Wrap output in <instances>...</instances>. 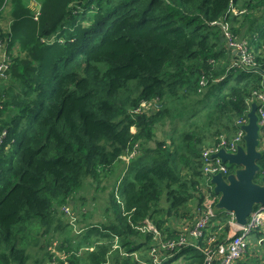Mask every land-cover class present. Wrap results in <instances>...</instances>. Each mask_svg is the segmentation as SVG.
Segmentation results:
<instances>
[{
	"label": "trees",
	"instance_id": "1",
	"mask_svg": "<svg viewBox=\"0 0 264 264\" xmlns=\"http://www.w3.org/2000/svg\"><path fill=\"white\" fill-rule=\"evenodd\" d=\"M30 1L0 0V16L10 15L0 39L11 66L0 78V264H154L150 250L160 244L141 229L144 220L167 241L178 239L181 220L197 219L203 150L237 132L264 88V23L253 14L264 0H35L36 9ZM232 5L250 11L230 15ZM228 19L230 38L217 23ZM134 148L119 180L114 166ZM259 162L261 180L264 156ZM115 173L109 223L66 232L71 223L58 207L87 178ZM216 213L206 236L225 240L231 215ZM53 225L63 233L56 251L47 238ZM204 261L191 244L165 264Z\"/></svg>",
	"mask_w": 264,
	"mask_h": 264
},
{
	"label": "built area",
	"instance_id": "2",
	"mask_svg": "<svg viewBox=\"0 0 264 264\" xmlns=\"http://www.w3.org/2000/svg\"><path fill=\"white\" fill-rule=\"evenodd\" d=\"M231 14H241L242 9H237L234 5L231 7ZM229 15V18H230ZM226 35L231 37L232 26L231 22L219 21ZM1 45L6 47V42L0 39ZM231 45L236 46L237 50H240L243 56V62L248 65L255 64L252 56L248 52L247 48H244L241 43L235 41L230 42ZM10 69V58L7 56L0 60V78H6ZM257 104V115L259 124V150L264 152V88L257 89L254 91L253 98L249 101ZM243 118L238 119V130L234 136L228 134H221L218 141L212 146L206 147L202 152L203 168L202 173L206 177L204 181V207H200L196 210L198 213L197 219L191 224V219H183L179 222L182 227L178 239H170L165 241L162 237V232L157 228L156 224L150 219L144 220V225L141 226L143 231H153L155 236L159 240V246H153L150 250V255L154 258V264H165L173 262L176 256L181 252L184 247L191 244L197 246L203 251L205 261L203 264H234L238 261L244 253L247 251L250 244L256 239V244L262 243L264 245V238L259 240L258 235L254 234L253 231L264 233V204H257L254 207L253 212L247 219L245 224H238L236 222L235 214L232 211H227L230 215V225L232 227L231 232L225 240L218 241V235L212 234L206 236L207 231L211 229L213 225L218 223L215 218L217 217L216 203L219 195L215 191V184L212 181V177L218 173H222L227 176L231 173L228 162H225L222 157L216 154L221 150L225 149L228 153H237L240 146H245V130L243 126L249 121L248 113ZM136 148L132 151L135 153ZM131 153V154H132ZM198 205L195 207L197 208ZM191 241V242H190ZM203 241L206 243L205 246H200L199 243ZM191 243V244H190ZM189 244V245H188ZM164 248L165 251H159ZM144 264H150L145 261Z\"/></svg>",
	"mask_w": 264,
	"mask_h": 264
},
{
	"label": "rangeland",
	"instance_id": "3",
	"mask_svg": "<svg viewBox=\"0 0 264 264\" xmlns=\"http://www.w3.org/2000/svg\"><path fill=\"white\" fill-rule=\"evenodd\" d=\"M29 4L31 7L35 9L39 7L36 5L35 0H31ZM234 6L237 9H242V13L238 14L239 17H242L243 14L248 13L250 11L246 6L242 8H238L236 5ZM8 8H9V4H6L5 10ZM262 10H263V13L262 11L258 13V15L261 14L260 19H257L258 23H260L261 26H263V23H264V5H263ZM2 15H4L3 18H2ZM4 17L5 19L7 18L9 19L10 15H5V11H3V13L0 16V24H3V25L5 24L4 23L5 21L3 22ZM238 20L241 21L242 18H238ZM232 25L233 24H231V26ZM48 42H51V39H49ZM5 55H6V47L1 45L0 43V60H2L5 57ZM10 69H9V72H10ZM9 72H8L7 77L9 76ZM166 127L167 126H164L156 131L158 139H163L162 130L163 129L166 130ZM235 134H233L232 136H234ZM136 154L137 153L134 154V152L130 155L123 154L121 157L125 159L126 162L123 164L119 162L116 166H114L116 167L115 171H119V180L122 179V177L125 175L126 171L128 170V166L131 163V158L135 157ZM229 166L232 169L236 168V166L234 167L231 165ZM116 175L117 173L111 174L107 178H101L102 182H98L95 179L93 180L91 177L87 178L85 180L84 186L82 187L83 189L78 191L73 198H70L69 200L66 201V203H63L62 205L58 207V210H59L58 215L62 217L61 219L65 222L71 223V225L67 227L68 229L66 232H68L69 234H74V236H78L85 229V228L81 229L79 226H82L84 224L99 225V223H109V220L107 219V217H105L106 214L104 211L105 209H109L110 207H112V203H109L111 192L114 189L117 190L119 187V180L116 181V186L115 187L113 186V183L115 182L114 178L116 177ZM255 181L261 182V180L257 177H255ZM111 189L113 190L111 191ZM54 228L55 226L53 225V227H51V232H50L52 234L47 236V238L49 239L48 242H51L52 244L51 245V247L53 248L52 251L57 250V243L59 242V238L63 235V233H61L62 232L61 229L54 230ZM39 239L43 240L41 241V244L45 245L44 237H39ZM119 241L120 239L116 235L114 238L111 251L109 252L110 255L116 249H118L120 245ZM37 249L40 252H43L41 247L40 248L36 247L32 251L35 250L36 253H40ZM123 250L124 249H121V251ZM240 260H243V262H246V263L261 264L264 260V245L263 244L254 245L253 243L250 244L248 247V252L244 254L238 261Z\"/></svg>",
	"mask_w": 264,
	"mask_h": 264
},
{
	"label": "water",
	"instance_id": "4",
	"mask_svg": "<svg viewBox=\"0 0 264 264\" xmlns=\"http://www.w3.org/2000/svg\"><path fill=\"white\" fill-rule=\"evenodd\" d=\"M262 72L264 74V69ZM256 110L257 104L252 103L248 113L249 121L243 126L245 146H240L237 153L221 149L216 154L236 168L227 176L218 173L212 177L215 191L219 195L216 207L234 212L236 222L242 225L247 222L255 205L264 204V176L261 182L255 181L261 172L259 161L264 156V152L258 148L259 124Z\"/></svg>",
	"mask_w": 264,
	"mask_h": 264
},
{
	"label": "crops",
	"instance_id": "5",
	"mask_svg": "<svg viewBox=\"0 0 264 264\" xmlns=\"http://www.w3.org/2000/svg\"><path fill=\"white\" fill-rule=\"evenodd\" d=\"M259 12H261V9H260V7L254 11V13H253V14H254V16H255V17H256V16H261V14H259V15H258V13H259ZM5 15H6V14H5ZM4 19H5V18H4ZM5 20H6V21H8V18H7V19H5ZM3 22H4V20H3ZM4 23H6V22H4Z\"/></svg>",
	"mask_w": 264,
	"mask_h": 264
},
{
	"label": "clouds",
	"instance_id": "6",
	"mask_svg": "<svg viewBox=\"0 0 264 264\" xmlns=\"http://www.w3.org/2000/svg\"><path fill=\"white\" fill-rule=\"evenodd\" d=\"M11 67V66H10Z\"/></svg>",
	"mask_w": 264,
	"mask_h": 264
}]
</instances>
